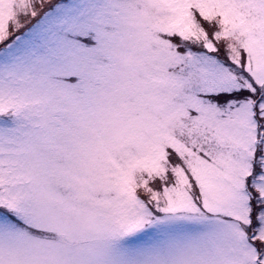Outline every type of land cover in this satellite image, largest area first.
I'll return each mask as SVG.
<instances>
[{"label":"snow or ice","instance_id":"snow-or-ice-1","mask_svg":"<svg viewBox=\"0 0 264 264\" xmlns=\"http://www.w3.org/2000/svg\"><path fill=\"white\" fill-rule=\"evenodd\" d=\"M0 264H264V0H0Z\"/></svg>","mask_w":264,"mask_h":264}]
</instances>
